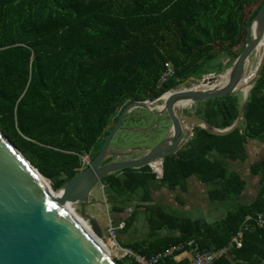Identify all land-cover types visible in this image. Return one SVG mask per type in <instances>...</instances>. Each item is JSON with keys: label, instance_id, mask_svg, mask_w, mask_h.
<instances>
[{"label": "trees", "instance_id": "1", "mask_svg": "<svg viewBox=\"0 0 264 264\" xmlns=\"http://www.w3.org/2000/svg\"><path fill=\"white\" fill-rule=\"evenodd\" d=\"M263 1L0 0V130L59 190L83 168L82 155H96L97 141L104 140L128 102L152 99L199 75L220 52L233 63L241 51L233 53V48H242L250 19ZM247 6L253 9L244 17ZM165 61L173 64L175 75L157 87ZM222 69L218 65L217 71ZM240 101L234 94L198 102L204 107L194 114L226 128L234 122ZM247 138L264 141V66L233 131L215 135L194 127L192 138L163 159L160 179L144 166L102 180L110 188L115 213L135 195L146 202L147 237L120 244L150 256L190 241L199 250L228 243L246 214L264 210V161L252 167L260 184L255 198L211 224L148 202L155 184L182 188L192 174L210 185L211 200L238 195L244 182L227 173V161L243 157ZM135 214L132 210L121 219L116 237L129 230ZM176 252L158 264H184L174 260ZM114 260L138 264L130 256ZM263 262L264 227L245 230L230 259L212 264Z\"/></svg>", "mask_w": 264, "mask_h": 264}, {"label": "water", "instance_id": "2", "mask_svg": "<svg viewBox=\"0 0 264 264\" xmlns=\"http://www.w3.org/2000/svg\"><path fill=\"white\" fill-rule=\"evenodd\" d=\"M255 28L256 34L253 33ZM263 33L264 1L250 19L244 44L230 68L223 74L190 76L152 99L128 102L96 155L56 192L52 186L51 192L46 191L40 177L47 178L0 130V264H116L99 241L103 235L98 221L86 216L88 227L64 206V202H78L85 216L83 209L91 204L92 190L108 175L144 166L153 172L152 162L157 160L163 171V159L176 153L192 138L194 127L215 135L227 134L238 127L248 93L264 66L263 40L257 66L247 79L249 57ZM238 93H241V101L237 116L226 128H216L190 110L198 102ZM157 101L161 102L160 109L154 106ZM182 101L185 104L180 105ZM135 109L165 114L170 123L165 135L149 147H110L122 121ZM137 151L141 154L131 157ZM109 157L114 158L105 162Z\"/></svg>", "mask_w": 264, "mask_h": 264}, {"label": "rangeland", "instance_id": "3", "mask_svg": "<svg viewBox=\"0 0 264 264\" xmlns=\"http://www.w3.org/2000/svg\"><path fill=\"white\" fill-rule=\"evenodd\" d=\"M253 6H247L244 10V17H248V15L252 12ZM241 49L240 46H236L233 48V53H236ZM252 55V56H251ZM249 57L251 67L253 68L257 66L258 60L255 58V53H252ZM231 56L225 52H220L217 55V58L213 64L210 65H203L200 69L199 75H194L193 77H201L203 75H210L214 73H220L223 74L230 66L232 63H230ZM254 64V65H253ZM218 65L220 67H223L221 71H217ZM254 68V70H255ZM179 84V83H178ZM176 86V85H175ZM237 98L241 100V93L236 94ZM160 101H157L154 103V106L160 105ZM201 103H197L196 105H193L190 110L195 111L199 108L204 107ZM133 117L134 120H131L130 118ZM169 120L166 118L165 114L162 115H157V114H150L144 109H135L132 113L127 115V117L124 118V120L121 123V129L118 130L111 142H110V147H135V146H151L154 143H156L159 139H161L169 126ZM110 130V129H109ZM101 138L100 140L97 141L93 152L96 150L98 151L100 146L102 145ZM141 152L137 151L133 153L132 155H140ZM249 188H250V195H254L259 187L258 182L255 177H253L249 182ZM50 184V181H49ZM51 186V185H50ZM54 190V189H53ZM110 188L104 184L103 181L98 183L94 189L91 192V197H90V205H86L83 209V212L85 216L81 214V209H80V204L78 202L72 203L71 208L73 209L80 220L86 224V216H92L94 217L99 225L102 228V239L106 241L105 245H102L103 249L108 248V241H113L115 246L110 247L109 249L111 250V253L109 256L112 259H121L124 257L123 251L121 248L123 246L120 244L121 241H133L135 239H139L140 237L146 236L147 234V223L145 216V212H139V208L142 207H137L136 204L138 203V198L137 196H133L131 198V201L128 203L129 210L132 211L133 209L136 211L135 214V222L133 223L134 225L130 227V229L122 233L118 236L113 238L111 235L106 230L107 223L109 222V219L113 221V215L111 210V205H110V195L109 194ZM57 190H54L56 192ZM139 192V191H137ZM128 201V200H125ZM170 210V209H168ZM123 213H127L126 211H123ZM197 211L193 209L192 211H188L186 215L192 216V217H197ZM128 213L126 214V216ZM125 216V215H123ZM122 216V217H123ZM210 217L208 223L213 222L217 218H213L215 216L213 215H208ZM115 224V221H114ZM264 264V262L262 263Z\"/></svg>", "mask_w": 264, "mask_h": 264}, {"label": "crops", "instance_id": "4", "mask_svg": "<svg viewBox=\"0 0 264 264\" xmlns=\"http://www.w3.org/2000/svg\"><path fill=\"white\" fill-rule=\"evenodd\" d=\"M243 149L244 152L242 158H237L234 161H227V173L237 174L244 182L243 189L238 195L231 196L224 201L211 200L209 198L210 185L206 184L196 175L192 174L188 177L184 187L182 188L176 187L174 189H169L165 186L155 184L154 186H152L150 194L151 201L148 203L156 204L176 216L199 219L206 224H211L213 222L219 221L225 216L228 211H232L238 204L242 205L250 203L255 198L260 188L259 175H256L254 172H252V167L264 161V141L259 138H247L244 143ZM156 166L160 167L159 163L155 164V168ZM253 177L256 178L259 187L256 193L252 196L249 194L250 188L248 182ZM135 196H137L138 198V208L142 207L139 208V212H145L144 205L146 202L140 201L139 195ZM113 201V199L110 200L111 207L114 203ZM128 203L129 201H124L122 205L124 207L123 211H126L129 214L131 211L129 210ZM193 209L197 211V217L186 215L188 211H192ZM122 212H112L114 219L113 221L116 222L115 224L121 222V219L126 217L127 213L122 214ZM208 215H213L215 216L213 218L217 219L211 223H208L207 220L210 219ZM143 216H146V213ZM147 235L148 230L146 236L140 237L139 239L146 238ZM192 247V245H187L186 247H180L176 249L177 252L173 255L174 260L176 262H186L190 258V250Z\"/></svg>", "mask_w": 264, "mask_h": 264}, {"label": "built area", "instance_id": "5", "mask_svg": "<svg viewBox=\"0 0 264 264\" xmlns=\"http://www.w3.org/2000/svg\"><path fill=\"white\" fill-rule=\"evenodd\" d=\"M175 75V68L170 61H165L163 64V69L159 75L157 80V87H160L164 82L169 80ZM192 137V136H191ZM88 155L81 156L82 166H86L89 162ZM160 167L155 169L153 167V173L156 179H160L162 177V168ZM121 227V223L114 224L113 221L109 219L107 223L106 230L113 238L116 236V230ZM264 227V210L257 211L253 214H246L243 222L240 227L233 233H231L230 240L225 245L214 248L211 250H199L196 246L192 245V242H188L187 245H192L193 247L190 250V258L184 262V264H212L215 260L219 258H227L230 259V251L232 248H240L242 245L243 233L245 230L253 229V228H262ZM182 247V245L172 246L166 249L162 253L144 256L139 253L131 251L129 248H121L124 256H130L134 259V261L138 264H158L159 259L165 256H169L173 253L175 249Z\"/></svg>", "mask_w": 264, "mask_h": 264}, {"label": "bare ground", "instance_id": "6", "mask_svg": "<svg viewBox=\"0 0 264 264\" xmlns=\"http://www.w3.org/2000/svg\"><path fill=\"white\" fill-rule=\"evenodd\" d=\"M256 32H257V31H256V28L253 29V33L256 34ZM263 40H264V33H263V36H261V39H260L259 43L256 45L255 49L253 50V53H255V58H257V60H258V57H259V54H260V49H261V47H262V45H263ZM251 56H252V55H251ZM253 65H254V64H253ZM254 68H255V67H254ZM254 68H253V66L251 67V63H250V61H249V75H248V78H247V79H249V77L253 74V72H254ZM165 96H166V94L164 95V97H165ZM181 104H185L184 101L180 102V105H181ZM160 107H161V105H157V106H156V108H158V109H160ZM157 163H160L159 160H157V161H155V162H152V166L155 168V164H157ZM158 168H159V166H156L155 169H158ZM40 178H41V181H42L43 184H44V187H45L46 191H47V192H51L49 181H48L47 179L42 178V177H40ZM64 206H65L68 210H70V212L73 213V215H74L75 217H77V218L80 220V218L78 217V215H77L74 211H72L73 209L71 208L72 205H71L70 203H68V202H64ZM80 221H81V220H80ZM86 225L89 227V224H88V223H86ZM99 241H100V243H102V245H105V244H106V241L103 240V239H101V238L99 239ZM107 244H108V248H106V249H104V250H105L106 253L109 255V254L111 253V250H110L109 248L112 247V246H115V244H114L113 241H108Z\"/></svg>", "mask_w": 264, "mask_h": 264}, {"label": "flooded vegetation", "instance_id": "7", "mask_svg": "<svg viewBox=\"0 0 264 264\" xmlns=\"http://www.w3.org/2000/svg\"><path fill=\"white\" fill-rule=\"evenodd\" d=\"M121 110H122V109H121ZM120 112H121V111H120ZM123 150H124V149H123ZM134 153H135V152H134ZM132 154H133V153H132ZM132 154H131V157H136V156H137V155L133 156ZM113 158H114V157H109V158H107V159L105 160V162H107V161H109V160H112Z\"/></svg>", "mask_w": 264, "mask_h": 264}]
</instances>
